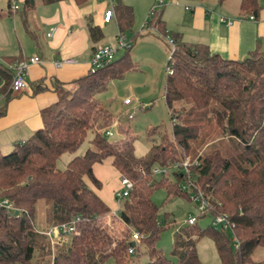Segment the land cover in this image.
Here are the masks:
<instances>
[{
    "label": "trees",
    "instance_id": "16d2710c",
    "mask_svg": "<svg viewBox=\"0 0 264 264\" xmlns=\"http://www.w3.org/2000/svg\"><path fill=\"white\" fill-rule=\"evenodd\" d=\"M41 1L49 5L63 0ZM88 1L74 0L78 6ZM263 3L239 0L240 13L256 18ZM112 4L118 35L124 37L133 25V9L122 0ZM33 7L34 0H24L23 14ZM86 26L93 44L103 39L102 29L90 18ZM142 31L152 33L169 51L163 96L171 130L159 133L140 156L131 140L119 144L105 134L111 130L106 128L111 114L96 96L136 68L129 50ZM140 32L132 41L124 37L129 46L120 49L118 58L95 72L88 69L75 80L70 95L43 109L40 128L0 152V264H102L108 259L115 264H203L197 253L203 236L214 242L218 264H264V253L253 258L258 248L264 250V54L255 49L240 60L224 59L167 29L157 10ZM0 79L11 84L10 72L0 68ZM89 132L90 146L58 168L60 157L74 153ZM187 157L189 176L181 169ZM106 159L132 182L125 197L115 196L119 229L99 222L110 207L85 180L100 189L93 169ZM154 168H170L172 178L154 174ZM157 189L165 190L166 198L184 196L194 203L191 194L200 190L209 203L202 217L227 215L238 247L232 248L227 229L211 223L200 228L196 220L175 231L174 259L166 257L157 247L168 222L167 215L163 222L158 219L159 207L152 200ZM4 199L17 213L1 205ZM39 201L45 205L44 226L38 223ZM61 223H73L75 231L52 243L44 231ZM134 233L138 241L132 240ZM137 242L146 261H140Z\"/></svg>",
    "mask_w": 264,
    "mask_h": 264
},
{
    "label": "crops",
    "instance_id": "0c3cea01",
    "mask_svg": "<svg viewBox=\"0 0 264 264\" xmlns=\"http://www.w3.org/2000/svg\"><path fill=\"white\" fill-rule=\"evenodd\" d=\"M23 1L19 0L22 8ZM164 1L162 0V4ZM226 1L219 3L214 0L208 4L207 0H169V3H164L157 11L161 13L166 26H169L168 16L174 9L180 11L181 7L184 12L181 11L180 23L172 25L174 32L181 33L183 40L188 43L206 45L212 53L224 59L240 60L255 49L264 54V3L256 18L251 20L247 14L240 13L239 0L232 8ZM11 2L9 14L15 16L19 7L13 11ZM148 6L149 1H146L141 13L137 15L138 19L145 16ZM107 10H110L109 0H89L82 6H78L74 0H63L49 5L43 4L41 0H34L32 9L25 15L24 10L20 13L21 28L17 26V31L14 28L13 32H8L9 37L13 35L17 45L13 49L0 52V68L8 70L11 74L9 64L34 55L39 56L42 62L28 66L25 73L27 87L21 92H12L10 80L6 86L5 80L0 79V152L2 149L9 151L15 143L25 140L40 128L41 111L57 102L63 89L73 90L75 80L88 72L92 50L98 42L93 44L89 39L87 19L90 18L102 29L104 39L106 25L112 21L116 24L113 6L112 17L105 21ZM225 20H230L231 23L228 24ZM141 42L158 43L166 47L152 33L138 36L134 44ZM13 59L15 60L10 62ZM57 59H72L73 62L56 67L53 61ZM103 163V167L114 171L115 179L120 183V175L110 159L94 165L96 178H101L98 170ZM86 184L95 190L110 207V213L117 217L119 204L115 203V195H103L102 182L100 189H96L90 181H86ZM44 210L42 208L37 211L38 218L43 221ZM65 238L67 237L61 236L57 239Z\"/></svg>",
    "mask_w": 264,
    "mask_h": 264
},
{
    "label": "rangeland",
    "instance_id": "374dc122",
    "mask_svg": "<svg viewBox=\"0 0 264 264\" xmlns=\"http://www.w3.org/2000/svg\"><path fill=\"white\" fill-rule=\"evenodd\" d=\"M7 1L0 0V14L2 16L0 19V52L16 47L17 43L15 42V38L13 35L9 37L8 32L9 30L13 32L14 28L16 31L19 29L18 27L21 28L19 20L20 13L23 11L21 3H19V0H15L19 9L18 13L14 16L13 14H9ZM146 1H149L147 12L145 11V16H141L138 19L137 15L141 13ZM212 1L214 0H207V3L209 4ZM122 2L130 5L133 9L134 17L132 28L124 32L126 40L132 41L133 36L141 31L151 7L157 5L156 10H159L164 3H169V0H165L163 4H159L157 0H122ZM227 2L229 3V7L232 8L237 0H227L226 4ZM109 7L111 10L112 0H109ZM179 8L180 11L174 9L175 12H171L170 16H168L169 26L167 25L166 27L172 32L175 31L172 25H178L180 23L181 11L184 12L181 7ZM107 31L109 32L107 33ZM105 36L98 44L116 48L118 45V29L114 21L106 25ZM129 51L131 60L136 68L125 72L123 79L110 81L106 90L97 94L96 97L111 114V118L109 117L110 125L106 127L107 129L111 127L112 130L113 135L109 139L119 144L131 140L135 154L141 156L148 151L152 142L158 139L159 133L166 132L169 134L171 130L170 117L163 96L169 51L165 46H161L158 43L142 42L133 43ZM122 53L123 51L120 50L115 57L118 58ZM75 87L76 85H74ZM64 90H62V95H70L73 92L72 88L69 91ZM125 99H130L131 104L124 105L123 102ZM129 115H132V117L129 118ZM151 130L154 132H150ZM91 138L92 134L89 132L84 143L74 153H64L57 162L58 168H64L73 156L82 154L90 146L89 140ZM1 153H6V151L2 149ZM186 159H189V157ZM104 164L102 167H99L101 169L98 171L102 182V193L108 197L110 194L115 195L119 190H122L123 186L118 183V179L116 181L114 171L112 169L109 171L108 168L103 167ZM85 180L88 182L87 179ZM152 200L159 207V221L163 222L166 215L168 216L167 227L163 230L157 242V247L170 259H174L170 254L173 235L179 227L187 225L189 218H198L197 225L200 228H204L211 223V216L206 214L202 217V213L198 210L197 205L187 197L174 196L166 198L165 190L157 189L152 194ZM115 203H118V201H115ZM43 204V201L38 202V212L42 208L43 210L45 209V205ZM99 222L113 229L122 227L117 217L110 212L99 219ZM38 223L44 226V221L41 218H38ZM225 235L234 249L235 236L233 231L227 229ZM136 246L139 249L140 261H146L147 256L144 253L143 245L137 242ZM197 253L203 264L219 263L214 242L208 236H203L197 241ZM263 253V248H258L254 252L253 258L258 260L262 257ZM104 264L112 263L108 260Z\"/></svg>",
    "mask_w": 264,
    "mask_h": 264
},
{
    "label": "built area",
    "instance_id": "2783aa9c",
    "mask_svg": "<svg viewBox=\"0 0 264 264\" xmlns=\"http://www.w3.org/2000/svg\"><path fill=\"white\" fill-rule=\"evenodd\" d=\"M157 1L159 4H162V0H157ZM17 8H18V6L16 5L15 1L12 0L11 9L14 11ZM156 8H157V5H153L151 7L149 14H148L147 18L145 19L143 26L148 24V21L151 18L152 14L156 11ZM111 17H112V9L107 10L105 12L104 19H105V21H109ZM248 18L251 20L255 19L253 15H249ZM223 21H224V19H223ZM225 21L228 24L231 23L230 20H225ZM167 41L171 46V52L170 53H172V51L174 49L173 42L170 39H168ZM117 42H118V45L116 48H112V47L102 45V44L95 45L93 52L91 54V57H90V62H89V64H90L89 71L90 72H95L97 69L107 65L108 63H110L111 61H113L115 59V56L120 49L127 48L129 46L128 42L125 41V38L122 35H118ZM40 62H42L40 57L37 55H34V56H30L28 58L16 60L15 62L8 65V68L11 71L10 89L12 92H21L27 87V82L25 79V73H26L28 66L30 64H35V63H40ZM72 62H73L72 59H61V60L57 59V60L53 61L54 65L56 67H61L65 63H72ZM123 103L124 104H130L131 101H130V99H125ZM131 117H132V115H129V118H131ZM105 134L108 136H112V130H110V129L106 130ZM181 169H182V172L184 174L185 173L187 174L186 176H189L188 159H185V161L182 163ZM153 173L157 174V175H164V176L167 175L168 176L171 174V169L170 168H154ZM120 184H121V186H123L122 190H119L115 194V196L118 199L125 197L128 194L129 190L132 188V182L124 176L120 177ZM191 197L195 201V204L197 205V208L201 213H203L205 210L208 209V206H209L208 200L206 199V197L203 195V193L200 190H197L196 192L191 194ZM1 205L5 206L6 209L12 210V212L14 211V213H17L15 208H13L12 203L9 202L8 200H6V199L2 200ZM196 220H197V218L191 217L188 219L187 224L191 225V224L195 223ZM211 225L214 228H221V229L222 228L223 229H231V227H232L230 220L228 219L227 215H225V214L213 215L211 218ZM74 231H75V226L73 223L72 224L61 223V224L54 225V226L48 228L47 230L44 231V234H46L48 236V238L50 239V241L53 243V241H55V239L60 238L61 236L70 235ZM131 237H132V240H134V241L139 240V236L136 233L132 234ZM234 247L235 248L238 247V242L236 239L234 241ZM129 253H132L131 248L129 249Z\"/></svg>",
    "mask_w": 264,
    "mask_h": 264
},
{
    "label": "water",
    "instance_id": "95a60500",
    "mask_svg": "<svg viewBox=\"0 0 264 264\" xmlns=\"http://www.w3.org/2000/svg\"><path fill=\"white\" fill-rule=\"evenodd\" d=\"M130 245H131V247H133V246H134V243H133V242H131V244H130Z\"/></svg>",
    "mask_w": 264,
    "mask_h": 264
}]
</instances>
